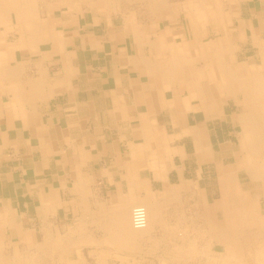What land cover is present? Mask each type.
Instances as JSON below:
<instances>
[{
    "label": "crops",
    "instance_id": "1",
    "mask_svg": "<svg viewBox=\"0 0 264 264\" xmlns=\"http://www.w3.org/2000/svg\"><path fill=\"white\" fill-rule=\"evenodd\" d=\"M121 2L0 0V243L55 264H156L174 222L135 232L133 205L179 189L202 229L258 164L264 0L199 22Z\"/></svg>",
    "mask_w": 264,
    "mask_h": 264
},
{
    "label": "rangeland",
    "instance_id": "2",
    "mask_svg": "<svg viewBox=\"0 0 264 264\" xmlns=\"http://www.w3.org/2000/svg\"><path fill=\"white\" fill-rule=\"evenodd\" d=\"M120 1H122L121 3L123 4L127 0H118V2ZM130 1L129 0L127 1V4H128L127 9H130L134 12L138 10L144 13L155 12V13H160V15H164L166 13L163 14L161 11L162 9H164V10H167V12H170L171 15H173L174 18L178 19L179 21H182L183 19L186 18L191 21H194L195 19L194 22H199L198 20H200L201 18L202 19L204 18V17L197 16V14H195L198 11L199 2L208 1L209 2L208 6H210L212 5L211 3L213 0H200V1L199 0L197 1L196 0H188V1L187 0H168V1L167 0H155L157 2H155L154 0H143V1L133 0L134 2L132 0ZM141 1L144 3H142ZM235 2L236 1L234 0L232 1L231 0H219L220 8L223 11H225V13L226 12L229 13V10L232 9V6L234 5ZM228 13L224 14V16H226ZM209 25H211V23ZM260 71L264 73L263 70H260ZM258 154L261 156V158H263L264 149L259 150ZM260 156L257 158H260ZM242 159L243 161H246V162L251 160V158H245V157ZM247 167L249 166L243 165L242 168L244 170L245 169L248 170ZM255 168H257L259 171V174L257 173L255 180L254 179L252 180L249 174L245 172L241 173L239 179L236 180L237 182L235 181L237 184L231 183L232 185L230 187L233 188L234 190L230 191V194H228L227 197L222 196L221 198L219 197L215 199L216 209L214 210V208H212L211 205H209L204 210V212H202V218L205 220V222H207L205 226L207 231L203 230L204 229L203 226H202V229H200L201 227L199 225V222H200L201 215L199 213V206H200L199 199L188 198L184 196L183 191L181 192L179 189L177 190H179L178 192H179L180 197L177 198V200H174V199L170 200L169 197H166L162 194L160 195L161 198L160 196L156 198V200L159 201V203L158 204L155 203V205H157L158 207L156 208L157 209L156 215H157V218H159L158 220H159L160 225L163 224L164 226L166 225V223L169 224V222L171 223L174 222L176 224V225L172 224L174 227L171 226L173 228H170V230H166V229L160 230L159 232L161 233V235H157V238L155 237L154 244L153 246L150 247V252L156 255V257L159 259V261L156 264H224L225 261H226L225 264H229L232 261L233 262L230 264H234V263L235 264H264V229H263L264 221H262V219L264 220V188L261 189V187H263L264 185V166H256ZM212 184H213V187L216 188L217 183L213 182ZM228 192L229 190H225V187L224 189L221 190V193L224 195ZM240 198L242 201H240ZM245 198L249 200H246ZM212 200L213 199L210 198L209 202H212ZM180 203L182 205H180ZM202 206L204 208V205ZM238 206L241 207L240 209H242L243 211L242 210L239 211V209H237L239 208ZM171 207H174V208H171ZM161 208H163L164 211L163 209L161 210ZM160 211H162L161 214H160ZM212 218L213 220H211ZM240 220L242 221L240 222ZM226 222L231 224L230 226L232 227H230L229 224L227 225ZM211 226H213V228ZM220 228L222 229L220 230ZM229 228L231 229L233 228L232 231ZM142 232L148 233V230L142 231ZM222 232L226 234L231 233V236L233 238L232 242L229 241L228 243V241L226 240L225 242L221 240L218 235L219 233H222ZM184 235L185 237H183ZM205 236H207V238ZM208 240L210 242H208ZM191 241L192 242L194 241L195 244L194 242L192 243ZM190 242H191V246H190ZM204 242L208 244V246H206ZM187 243H189L188 244L189 246L187 245ZM231 244L233 245L231 246ZM194 246L196 249L194 248ZM228 247L230 248L229 250H228ZM193 248L197 250L196 253ZM190 249H193L192 250L193 253L191 252ZM205 249L206 250L209 249L207 251V254L205 253L206 252ZM230 250L232 254H230ZM188 252L189 253L191 252V253L189 254ZM52 256H53L52 254L48 253L46 250H43V249L30 250V249L15 246V245L10 246V245H3L0 243V264H55V262L51 259ZM30 257L36 261L33 262V260H31ZM234 257L235 258L238 257L236 259V262H235ZM24 259L26 260L24 261Z\"/></svg>",
    "mask_w": 264,
    "mask_h": 264
},
{
    "label": "bare ground",
    "instance_id": "3",
    "mask_svg": "<svg viewBox=\"0 0 264 264\" xmlns=\"http://www.w3.org/2000/svg\"><path fill=\"white\" fill-rule=\"evenodd\" d=\"M128 1V0H127ZM130 1V0H129ZM133 1V0H132ZM140 1V0H139ZM155 1V0H154ZM168 1V0H167ZM166 1V2H167ZM188 1V0H187ZM197 1V0H196ZM200 1V0H199ZM236 1V0H235ZM131 2V1H130ZM134 2V1H133ZM155 2H157V1H155ZM154 2V3H155ZM162 2H164V1H162ZM129 3V2H128ZM175 3V2H174ZM186 3V2H185ZM176 4H178V3H176ZM184 4V3H183ZM190 4V3H189ZM212 5H210V6H208L209 5V2L208 1H203V2H199V5H198V11H197V13H195V14H197V16H200V17H204L202 20H204V19H207V20H210V19H212L213 17H215V18H213V20L214 19H216V17L217 16H219V14L221 15V14H226L225 13V11H223L221 8H220V4H219V0H213L212 1V3H211ZM166 5H168V4H166ZM165 5V6H166ZM171 5V4H170ZM188 6V5H187ZM180 7V6H179ZM168 8V7H167ZM189 8V7H188ZM161 9V8H160ZM182 9V8H181ZM194 9V8H193ZM197 9V8H196ZM178 10V9H177ZM190 10V9H189ZM162 11V13L164 14V13H166V14H169L170 12H167V10H164V9H162L161 10ZM169 11V10H168ZM193 11V10H192ZM171 14V13H170ZM177 14V13H176ZM194 14V15H195ZM189 16H190V14H189ZM212 17V18H211ZM225 17V16H224ZM166 18V17H165ZM192 18V17H191ZM168 19V18H167ZM220 20V19H219ZM189 21V20H188ZM194 21H195V19H194ZM192 22V21H191ZM193 24V23H192ZM205 24V22H202V25H204ZM185 26V25H184ZM197 27V26H196ZM195 26H194V28H196ZM198 33V32H197ZM196 33V34H197ZM173 37H174V35H173ZM180 37V36H179ZM203 38V37H202ZM183 38H181V40H182ZM201 40V39H200ZM199 40V41H200ZM166 42V41H165ZM164 43V42H163ZM170 43V42H169ZM196 44V43H195ZM202 44V43H201ZM181 44H179V46H180ZM163 46V45H162ZM165 46V45H164ZM164 48V47H163ZM170 48V47H169ZM178 48H181V47H178ZM161 49H162V47H161ZM182 49V48H181ZM175 50V49H174ZM178 50V49H177ZM176 50V51H177ZM184 51V50H183ZM171 53V52H170ZM176 54V53H175ZM170 55V54H169ZM179 55V54H178ZM185 56V55H184ZM167 58V57H166ZM177 59V58H176ZM164 60V59H163ZM175 62V61H174ZM185 62V61H184ZM172 63V62H171ZM178 64H179V62H178ZM188 64V63H187ZM174 65V64H173ZM176 66V65H175ZM181 66H183V65H181ZM257 88V87H256ZM260 129L261 128H258L257 130H256V132L253 134V135H251V139H250V141H253L252 139L253 138H255L254 140H255V144H254V146H256V148H253V150L252 151H250L251 152V155L252 154H256V153H258V151L259 150H261L260 148H258V146H264L263 145V142H264V133H262V132H260ZM253 137V138H252ZM254 151V152H253ZM250 156V155H249ZM255 157H253V159H254ZM252 159V158H251ZM253 159H252V161H253ZM256 159V161H255V163H258V164H256V165H248L249 167H247L248 168V171H249V174H250V177L252 178V180L254 179L255 180V177L257 176V173L259 174V171H258V169L257 168H255L256 166H264V157L263 158H261V156H260V158H255ZM259 163H261V164H259ZM250 164V163H249ZM235 175V174H234ZM232 176V175H231ZM231 178V177H230ZM235 179V178H234ZM233 179V180H234ZM251 180V179H250ZM237 182V181H236ZM236 182H234V183H236ZM250 183H251V181H250ZM186 184H188V183H186ZM237 184V183H236ZM197 185V184H196ZM232 184L229 182L228 183V185H226V187H225V190H229V192L228 193H226L223 197H227L228 196V194H230V191H232V190H234L233 188H231L230 186H231ZM182 186V185H181ZM192 186V185H191ZM190 186V187H191ZM234 186V185H233ZM238 186V185H237ZM262 186V185H261ZM172 186H170V188H171ZM175 187H177V186H175ZM188 187V186H187ZM235 187V186H234ZM184 188V187H183ZM262 188H264V185H263V187H261V189ZM257 189V188H256ZM197 190V189H196ZM255 190V189H254ZM179 190H175V189H173L170 193H169V195L168 196H166V195H164V196H166V197H169V199L171 200V199H174V200H177V198H179L180 196H179V192H178ZM190 193V192H189ZM197 193V192H196ZM237 193V192H236ZM248 193V192H247ZM253 193V192H252ZM258 193V192H257ZM159 195H161L160 193H159ZM156 196V195H155ZM158 196V195H157ZM190 196H191V193H190ZM199 196V195H198ZM253 196V195H252ZM238 197V196H237ZM249 197V196H248ZM160 198H161V196H160ZM164 198V197H163ZM182 198V197H181ZM242 198V197H241ZM241 198H240V201H242L241 200ZM262 198V197H261ZM152 199V198H151ZM246 200H249V199H247V198H245ZM124 200V199H123ZM126 200V199H125ZM159 200V199H158ZM164 200V199H163ZM246 200H244V201H246ZM127 201V200H126ZM228 201V200H227ZM239 201V200H238ZM252 201V200H251ZM255 201V200H254ZM253 201V202H254ZM258 201H260V200H258ZM235 202V201H234ZM252 202V203H253ZM155 203L156 204H158L159 203V201H157L156 199L154 200V201H152V203H150V202H147V201H140V202H138V204H135V205H133L131 208H130V212H128L129 213V222H130V227H131V229L133 230V231H135V232H139V233H143L142 231H146V230H148V233H150L151 232V224H152V222L155 220V222H156V219L158 220L159 218H157V212H156V208H158L157 207V205H155ZM169 203H171V202H169ZM175 203V202H174ZM173 203V204H174ZM245 203V202H244ZM177 204V203H176ZM179 204V203H178ZM237 204H238V202H237ZM123 205V204H122ZM160 205H162V204H160ZM167 205H169V204H167ZM180 205H182L181 203H180ZM258 205V204H257ZM110 206V205H109ZM126 206V205H125ZM135 206H142L143 208H144V210H145V213H146V224H145V226L143 227V228H135L134 226H133V224H132V219H131V211H132V208L133 207H135ZM156 206V207H155ZM179 206V205H178ZM118 207V206H117ZM124 207V206H123ZM239 207V206H238ZM251 207V206H250ZM249 207V208H250ZM160 208V207H159ZM171 208H174V207H171ZM229 208V207H228ZM241 207H239V208H237V209H239V211L240 210H242V209H240ZM106 209H107V207H106ZM119 209V208H118ZM123 209V208H122ZM163 208H161V210H162ZM252 209H253V207H252ZM117 210V209H116ZM163 211H164V209H163ZM176 211V210H175ZM174 211V212H175ZM200 211V210H199ZM243 211V210H242ZM106 212V211H105ZM161 212L162 211H160V214H161ZM202 212V211H201ZM101 214V213H100ZM159 214V213H158ZM159 214V215H160ZM178 214V213H177ZM241 214V213H240ZM96 215V214H95ZM200 215H201V213H200ZM231 215V214H230ZM263 215V214H262ZM165 216V215H164ZM225 216H227V215H225ZM90 217V216H89ZM235 217V216H234ZM201 219H203V218H201ZM161 220V219H160ZM211 220H213V218L211 219ZM243 220V219H242ZM242 220H240V222L242 221ZM159 221V220H158ZM201 221V220H200ZM203 221V220H202ZM262 221H264L263 219H262ZM162 222V221H161ZM167 222H168V220H167ZM230 222V221H229ZM207 223V222H206ZM227 223V222H226ZM250 223V222H249ZM248 223V224H249ZM154 224H156V223H154ZM153 224V225H154ZM173 224H175V223H173ZM178 224V223H177ZM229 223H227V225H228ZM163 225V224H162ZM166 225H167V223H166ZM176 225V224H175ZM211 225H212V223H211ZM226 225V224H225ZM231 224H229V226H230ZM168 226V225H167ZM213 226H214V224H213ZM213 226H211L212 228H213ZM226 227V226H225ZM230 227H232V226H230ZM264 227V226H263ZM262 227V228H263ZM129 228V227H128ZM224 228V227H223ZM256 228H258V227H256ZM209 229V228H208ZM215 229V228H214ZM222 228H220V230H221ZM229 229H231V228H229ZM233 229V228H232ZM232 229H231V231H232ZM264 229V228H263ZM203 230H205V231H207V229L204 227V229ZM216 230V229H215ZM217 230H219V229H217ZM130 231V230H129ZM178 231V230H177ZM214 231V230H213ZM86 232H88L87 230H86ZM174 232H176V231H174ZM181 232V231H180ZM147 232H145V233H143L144 235L146 234ZM148 233L146 234V235H148ZM186 233V232H185ZM203 233V232H202ZM205 233H207V232H205ZM213 233V232H212ZM59 234V233H58ZM127 234V233H126ZM125 234V235H126ZM134 234V233H133ZM180 234V233H179ZM183 234V233H182ZM237 234V233H236ZM83 235V234H82ZM129 235V234H128ZM150 235V234H149ZM178 235V234H177ZM202 235V234H201ZM204 235H206V234H204ZM212 235V234H211ZM50 236V235H49ZM59 236V235H58ZM70 236V235H69ZM85 236V235H84ZM115 236V235H114ZM113 236V237H114ZM132 236V235H131ZM219 238L221 239V240H223L224 242H225V240L226 241H228V243H229V241H231L232 242V236H231V233H229V234H226V233H224V232H222V233H219ZM240 236V235H239ZM60 237H62V236H60ZM65 237V236H64ZM125 237V236H124ZM137 237V236H136ZM135 237V238H136ZM183 237H185V235L183 236ZM201 237H203V236H201ZM206 238H207V236H205ZM235 237H237V236H235ZM49 238V237H48ZM186 238H188V237H186ZM205 238V239H206ZM218 238V237H217ZM62 239V238H61ZM124 239V238H123ZM204 239V240H205ZM48 240V239H47ZM66 240V239H65ZM73 240V239H72ZM75 240V239H74ZM133 240V239H132ZM61 241V240H60ZM111 241H113V240H111ZM110 241V242H111ZM48 242H49V240H48ZM59 242V241H58ZM62 242H63V240H62ZM62 242H59V243H56V244H60V243H62ZM65 242V241H64ZM68 242V241H67ZM128 242V241H127ZM192 242V241H191ZM191 242H190V246H191ZM194 242V241H193ZM192 242V243H193ZM208 242H210L209 240H208ZM235 242H237V241H235ZM69 243V242H68ZM70 243H71V241H70ZM69 243V244H70ZM205 243V242H204ZM49 244V243H48ZM56 244H54V241H53V245L54 246H56ZM63 244V243H62ZM137 244V243H136ZM189 243H187V245H188ZM194 244H195V242H194ZM193 244V245H194ZM206 244V243H205ZM64 245V244H63ZM68 245V244H67ZM134 245V244H133ZM132 245V246H133ZM138 245V244H137ZM203 245V244H202ZM228 245V244H227ZM233 244H231V246H232ZM43 246V245H42ZM45 246V245H44ZM58 247H59V245H57ZM64 246H66V245H64ZM69 246V245H68ZM189 246V245H188ZM196 246V245H195ZM195 246H194V248H195ZM206 246H208V244H206ZM206 246H204V247H206ZM135 247V246H134ZM138 247V246H137ZM193 247V246H192ZM191 247V248H192ZM193 248V249H194ZM209 248H210V246H209ZM61 249V248H60ZM133 249H135V248H133ZM193 249H190L191 250V252H192V250ZM196 249V248H195ZM194 249V250H195ZM204 249V248H203ZM207 249V248H206ZM205 249V250H206ZM230 248L228 247V250H229ZM234 249V248H233ZM201 250V249H200ZM209 250V249H208ZM208 250H206V254H207V251ZM232 250V249H231ZM231 250H230V254H232L231 253ZM189 251V250H188ZM196 251L197 250H195V253H196ZM204 251V250H203ZM233 251V250H232ZM236 251V250H235ZM190 252V253H191ZM102 253V252H101ZM124 253V252H123ZM189 253V252H188ZM189 253V254H190ZM193 253V252H192ZM198 253V252H197ZM235 253V252H234ZM185 255V254H184ZM177 256H179V255H177ZM212 256V255H211ZM226 256V255H225ZM224 256V257H225ZM232 256V255H231ZM235 256V255H234ZM239 256V255H238ZM17 257V256H16ZM20 257V256H19ZM24 257V256H23ZM227 257V256H226ZM230 257V256H229ZM240 257V256H239ZM26 258V257H25ZM28 258V257H27ZM235 258V257H234ZM238 258V257H237ZM237 258H235V262H236V259ZM30 259L31 260H33L31 257H30ZM233 259V258H232ZM241 259V258H240ZM26 259H24V261H25ZM28 260V259H27ZM224 260V259H223ZM21 261V260H20ZM34 261H36V260H33V262ZM233 262V261H232ZM232 262H230V263H232ZM244 262V261H243ZM225 263H226V261H225ZM224 263V264H225ZM229 263V264H230ZM238 263H239V261H238ZM235 264V263H234Z\"/></svg>",
    "mask_w": 264,
    "mask_h": 264
},
{
    "label": "built area",
    "instance_id": "4",
    "mask_svg": "<svg viewBox=\"0 0 264 264\" xmlns=\"http://www.w3.org/2000/svg\"><path fill=\"white\" fill-rule=\"evenodd\" d=\"M132 224L135 228H143L146 224V213L142 206H135L131 211Z\"/></svg>",
    "mask_w": 264,
    "mask_h": 264
}]
</instances>
